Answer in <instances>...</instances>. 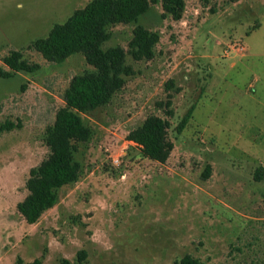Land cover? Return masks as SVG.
Here are the masks:
<instances>
[{"label": "rangeland", "instance_id": "obj_1", "mask_svg": "<svg viewBox=\"0 0 264 264\" xmlns=\"http://www.w3.org/2000/svg\"><path fill=\"white\" fill-rule=\"evenodd\" d=\"M88 1L0 0V68L13 50L41 64L0 74V126L15 124L0 131V264H175L186 253L264 264V177H255L264 169V0H186L180 20L152 4L138 23L160 34L155 56L128 55L135 74L84 114L93 134L79 145L80 178L36 223L18 211L30 169L49 153L46 127L71 78L91 67L81 53L55 63L29 45ZM135 26L110 25L104 47L127 50ZM168 93L174 148L161 163L127 135L148 115L165 116Z\"/></svg>", "mask_w": 264, "mask_h": 264}, {"label": "trees", "instance_id": "obj_2", "mask_svg": "<svg viewBox=\"0 0 264 264\" xmlns=\"http://www.w3.org/2000/svg\"><path fill=\"white\" fill-rule=\"evenodd\" d=\"M159 1L165 12L174 19L182 18L186 0H89L74 10L64 22L54 24L46 36L35 39L29 45V48L55 63L81 53L91 67L71 78L64 92V105L57 110L54 121L46 127L44 139L49 153L30 169L26 183L28 193L17 205L28 223H36L45 211L58 202L60 189L80 178L83 166L77 158L79 145L89 141L93 134L84 114L110 103L125 86L128 77L135 74L127 56L131 55L135 60L154 58L160 34L138 22L151 5ZM119 23H136L129 48L126 50L120 45L105 48V42L111 37L109 26ZM3 61L9 67L8 70L0 68V74L4 77H11L17 72L33 73L41 68L39 62L25 58L22 50L11 51L3 57ZM173 86L174 80H168L167 87ZM175 90L178 92L180 88L176 87ZM159 105L164 108L165 116L148 115L127 136L141 147L146 157L165 163L174 148V142L169 137L170 117L174 116L173 94L168 93ZM194 107L192 105L182 117L177 126L179 133L187 126ZM14 125L12 122L4 123L0 131L11 129ZM209 173L208 167L205 176ZM255 177L257 180L263 179L264 169L257 170ZM85 255L81 251L79 258ZM27 264H43V261L42 258H35ZM58 264L71 262L63 258ZM175 264L207 262L186 253L175 260Z\"/></svg>", "mask_w": 264, "mask_h": 264}]
</instances>
